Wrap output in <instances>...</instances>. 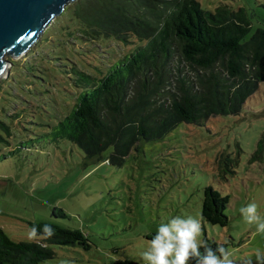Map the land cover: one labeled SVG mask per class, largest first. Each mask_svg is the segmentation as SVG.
Returning a JSON list of instances; mask_svg holds the SVG:
<instances>
[{"label":"rangeland","instance_id":"rangeland-1","mask_svg":"<svg viewBox=\"0 0 264 264\" xmlns=\"http://www.w3.org/2000/svg\"><path fill=\"white\" fill-rule=\"evenodd\" d=\"M199 2L211 11L222 5L246 10L247 39L264 29V0ZM65 18H54L23 56L7 57L11 65L0 79V119L11 132L7 137L0 129L7 140L0 141V228L14 240H28L31 222L87 234L88 249L53 246L54 257L45 264L125 259L144 264L141 253L158 225L175 215L202 217L203 189L211 186L228 199V221L221 226L202 218L204 233L198 239L234 250L237 264L249 259L256 264L264 235L244 222L239 209L254 201L264 215V82L236 114L181 122L161 138H141L120 165L91 160L68 139L56 138L55 125L72 107L76 91L71 67L91 72L139 42L124 46L103 38L68 37ZM174 65L194 77L185 63Z\"/></svg>","mask_w":264,"mask_h":264},{"label":"trees","instance_id":"trees-1","mask_svg":"<svg viewBox=\"0 0 264 264\" xmlns=\"http://www.w3.org/2000/svg\"><path fill=\"white\" fill-rule=\"evenodd\" d=\"M63 15L68 37L91 42L103 38L124 46L139 42L91 72L71 67L73 104L58 119L55 133L88 159L120 165L141 138H161L181 122L238 113L264 82V29L257 28L247 39L250 20L243 8L222 5L211 11L199 0H75ZM174 62L188 65L194 77L181 74ZM0 129L10 136L1 119ZM0 141L7 142L1 134ZM108 148L111 152L104 156ZM227 203L226 196L206 186L202 218L226 225ZM53 214L64 216L61 210ZM45 224L56 235L38 241L14 240L0 228V262L45 264L54 257L53 246L89 248L87 234L78 228L29 225L42 229ZM111 264L135 263L125 259Z\"/></svg>","mask_w":264,"mask_h":264},{"label":"clouds","instance_id":"clouds-1","mask_svg":"<svg viewBox=\"0 0 264 264\" xmlns=\"http://www.w3.org/2000/svg\"><path fill=\"white\" fill-rule=\"evenodd\" d=\"M259 208L253 201L239 211L248 226L255 225L256 234L264 235V215H261ZM203 233L202 217L172 216L158 225L141 258L144 264H237L234 250L223 245L213 249L207 241L198 239ZM55 235L56 230L50 224H45L42 229L32 226L27 239L38 241ZM255 259L256 264H264V251L257 249ZM62 264H74V261L65 260ZM248 264H252L250 259Z\"/></svg>","mask_w":264,"mask_h":264},{"label":"water","instance_id":"water-1","mask_svg":"<svg viewBox=\"0 0 264 264\" xmlns=\"http://www.w3.org/2000/svg\"><path fill=\"white\" fill-rule=\"evenodd\" d=\"M74 1L0 0V79L7 76L11 65L7 57L17 59L23 56L54 18Z\"/></svg>","mask_w":264,"mask_h":264}]
</instances>
